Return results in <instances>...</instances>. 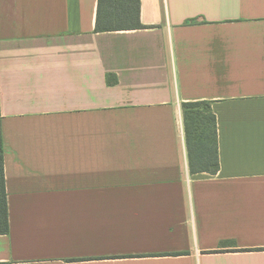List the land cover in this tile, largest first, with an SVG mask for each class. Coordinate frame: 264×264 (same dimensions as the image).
<instances>
[{
	"label": "crops",
	"instance_id": "1",
	"mask_svg": "<svg viewBox=\"0 0 264 264\" xmlns=\"http://www.w3.org/2000/svg\"><path fill=\"white\" fill-rule=\"evenodd\" d=\"M97 9L0 0V262L264 264V0H141L146 27L103 32ZM190 101L215 174L191 171Z\"/></svg>",
	"mask_w": 264,
	"mask_h": 264
},
{
	"label": "trees",
	"instance_id": "2",
	"mask_svg": "<svg viewBox=\"0 0 264 264\" xmlns=\"http://www.w3.org/2000/svg\"><path fill=\"white\" fill-rule=\"evenodd\" d=\"M144 27L146 26L141 23V0H98L95 28L97 32ZM109 80L112 82L111 77ZM182 113L192 173H217L220 168L217 117L211 103L208 101L183 102ZM9 230L10 218L0 118V234H7ZM0 264L12 263L0 262Z\"/></svg>",
	"mask_w": 264,
	"mask_h": 264
}]
</instances>
